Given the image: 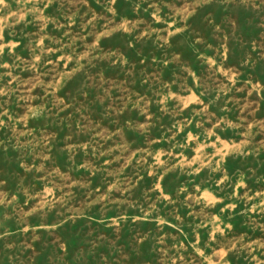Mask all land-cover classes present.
Returning a JSON list of instances; mask_svg holds the SVG:
<instances>
[{
    "label": "rangeland",
    "instance_id": "rangeland-1",
    "mask_svg": "<svg viewBox=\"0 0 264 264\" xmlns=\"http://www.w3.org/2000/svg\"><path fill=\"white\" fill-rule=\"evenodd\" d=\"M0 264H264V0H0Z\"/></svg>",
    "mask_w": 264,
    "mask_h": 264
}]
</instances>
